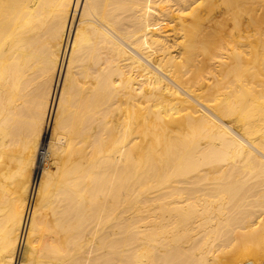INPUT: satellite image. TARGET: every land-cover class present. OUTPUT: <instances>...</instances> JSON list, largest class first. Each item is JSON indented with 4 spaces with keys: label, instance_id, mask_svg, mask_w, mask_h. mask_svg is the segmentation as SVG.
I'll list each match as a JSON object with an SVG mask.
<instances>
[{
    "label": "bare ground",
    "instance_id": "1",
    "mask_svg": "<svg viewBox=\"0 0 264 264\" xmlns=\"http://www.w3.org/2000/svg\"><path fill=\"white\" fill-rule=\"evenodd\" d=\"M262 215L264 0H0V264H262Z\"/></svg>",
    "mask_w": 264,
    "mask_h": 264
},
{
    "label": "rangeland",
    "instance_id": "2",
    "mask_svg": "<svg viewBox=\"0 0 264 264\" xmlns=\"http://www.w3.org/2000/svg\"><path fill=\"white\" fill-rule=\"evenodd\" d=\"M48 157H49V156L46 154L45 166H46L47 168H50V166H51V164H52V163H51L52 160H51L50 157H49V158H48ZM42 171H43V170H42ZM40 175H41V172H40ZM38 176H39V174H38ZM263 218H264V215H262L258 220H261V221H262ZM253 220H254L255 222H254ZM253 220H252V221H253L252 223H256L255 218H254ZM250 225H251V224H250ZM254 227L256 228V227H257V224H256V226H255V224H254ZM254 227H253V228H254ZM244 230H245V229H244ZM245 231H247V230H245ZM260 263L263 264L264 261H262V262H260Z\"/></svg>",
    "mask_w": 264,
    "mask_h": 264
},
{
    "label": "built area",
    "instance_id": "3",
    "mask_svg": "<svg viewBox=\"0 0 264 264\" xmlns=\"http://www.w3.org/2000/svg\"><path fill=\"white\" fill-rule=\"evenodd\" d=\"M41 152L43 153L44 151H43V150H41Z\"/></svg>",
    "mask_w": 264,
    "mask_h": 264
}]
</instances>
